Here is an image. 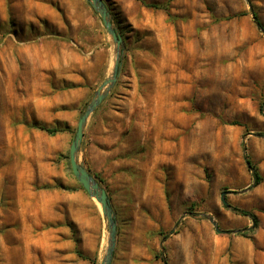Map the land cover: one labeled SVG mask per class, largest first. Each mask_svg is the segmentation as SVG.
I'll list each match as a JSON object with an SVG mask.
<instances>
[{"label": "rangeland", "instance_id": "obj_1", "mask_svg": "<svg viewBox=\"0 0 264 264\" xmlns=\"http://www.w3.org/2000/svg\"><path fill=\"white\" fill-rule=\"evenodd\" d=\"M36 1L0 0V218L7 178L16 171L35 192L84 191L66 156L114 59L86 0H43L45 17ZM105 2L122 39L120 69L87 120L78 158L108 194L117 225L113 258L264 264V34L251 14L264 25V0H169L167 11L139 0ZM34 124L61 131L50 135ZM104 127L126 162L122 180L96 170L88 154ZM246 158L262 176L258 185ZM54 168L74 186L43 183ZM86 198V238L65 221L71 258L40 254L28 264H101L106 221ZM43 199L55 201L39 195V204ZM233 208L255 215V227ZM15 255L0 242V264H24Z\"/></svg>", "mask_w": 264, "mask_h": 264}, {"label": "crops", "instance_id": "obj_2", "mask_svg": "<svg viewBox=\"0 0 264 264\" xmlns=\"http://www.w3.org/2000/svg\"><path fill=\"white\" fill-rule=\"evenodd\" d=\"M35 3L40 8L37 14L45 17L43 10L46 6L43 0H37ZM109 130L110 128L107 127L101 128V133L88 145V154L96 170H102L105 176L112 175L115 180H122L125 178L126 162L124 160L121 162L118 152L111 147ZM15 174L13 178H7L9 180L5 185L4 197L8 205L5 213L1 212L0 225L4 226L5 237L0 236V242L6 247L13 246L16 258L24 264L33 263L40 254L52 256V258L56 256L71 258L69 252L72 242L65 221L76 223L78 228L84 231L83 236L86 238L85 230L88 223L86 192L62 189L35 192L32 190L30 181L23 182L22 176L18 175L17 171ZM55 181L62 185L74 186L64 172L57 168H54L42 182L54 183ZM156 187L161 197V184H156ZM39 195L43 198L48 195L51 198L55 197V201L48 205L43 199V202L39 204L37 200ZM100 218L99 215L93 216L92 224L99 225ZM94 240L96 245L97 236ZM125 255L120 254L122 258H112L111 264H164L152 258H136L134 253L132 257Z\"/></svg>", "mask_w": 264, "mask_h": 264}, {"label": "water", "instance_id": "obj_3", "mask_svg": "<svg viewBox=\"0 0 264 264\" xmlns=\"http://www.w3.org/2000/svg\"><path fill=\"white\" fill-rule=\"evenodd\" d=\"M86 1L88 2L92 10L99 16L102 25L104 26L112 44L114 45V59L110 74L102 80L77 120L74 136L68 149V161L70 170L79 185L90 197H92L100 205V210L107 226V246L101 264H111L113 252L116 245L117 234V225L114 212L106 190L89 173L85 165L81 161H79L78 154L88 118L99 106V104L105 99V97L108 95L109 91L117 81L121 61L120 46L122 39L111 21L110 13L104 1ZM246 166H248V163H246ZM225 194V192L221 193V201L225 206H229V204L225 200ZM211 222L217 232L225 231L219 228L217 222L214 219H211ZM244 230L245 229H240L236 230L235 232Z\"/></svg>", "mask_w": 264, "mask_h": 264}, {"label": "trees", "instance_id": "obj_4", "mask_svg": "<svg viewBox=\"0 0 264 264\" xmlns=\"http://www.w3.org/2000/svg\"><path fill=\"white\" fill-rule=\"evenodd\" d=\"M103 1L105 2V0H103ZM139 1L141 2L142 5H144L146 7L153 8V9H162L164 11H167L168 7H169V4H168L169 0L166 1V2H163V3L145 2L144 0H139ZM105 4H106V2H105ZM106 7H107L109 13H111L110 12V8H109V6L107 4H106ZM251 14H252V17H253V20H254L255 24L258 26V28L264 34V25L262 24L261 20L259 19L257 13L252 10ZM34 126L37 129L45 131L46 133H48L50 135H54V134H56V133L61 131V129H59L58 127H47V126H45L43 124H34ZM66 158L68 159V156H66ZM245 161H246V163H248V168L251 171V175H252V179H253V185H258L262 181V176L260 175L257 167L253 163H251V161L248 158H246ZM87 170L89 171L88 168H87ZM89 173L92 174L90 171H89ZM233 209L236 210V211L241 212L242 214L249 215L250 218L253 221V227H255V225L257 224V219H256L255 215L251 214L250 212H246L245 210H240L238 208H233ZM161 260L163 261L164 264H167L166 260L164 258H162Z\"/></svg>", "mask_w": 264, "mask_h": 264}, {"label": "bare ground", "instance_id": "obj_5", "mask_svg": "<svg viewBox=\"0 0 264 264\" xmlns=\"http://www.w3.org/2000/svg\"><path fill=\"white\" fill-rule=\"evenodd\" d=\"M99 205V204H98ZM99 207H100V205H99Z\"/></svg>", "mask_w": 264, "mask_h": 264}]
</instances>
